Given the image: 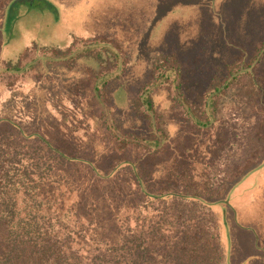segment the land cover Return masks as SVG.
I'll return each mask as SVG.
<instances>
[{
	"label": "trees",
	"instance_id": "16d2710c",
	"mask_svg": "<svg viewBox=\"0 0 264 264\" xmlns=\"http://www.w3.org/2000/svg\"><path fill=\"white\" fill-rule=\"evenodd\" d=\"M8 3L3 20L14 13V22L32 10L57 11L50 0ZM120 51L107 38L75 37L70 45L35 43L17 61L0 55V87L10 101L23 99L26 115L16 116L12 102L0 113V264H242L228 212L244 165L233 158L242 151L234 146L242 114L225 106L246 101L253 116L259 99L264 109V42L249 60L244 51L222 66L204 65L210 71L192 93L177 55H156L133 97L124 91L128 67ZM88 58L96 63L81 62ZM44 66L48 71L30 75ZM60 67L98 76L90 91L101 112L78 136L88 150L77 149L76 129L43 124L40 102L72 90L61 85L69 73ZM30 80L34 87L24 93L20 86ZM114 81L122 82L115 91ZM163 87L168 112L155 98ZM70 114L78 116H63Z\"/></svg>",
	"mask_w": 264,
	"mask_h": 264
},
{
	"label": "rangeland",
	"instance_id": "374dc122",
	"mask_svg": "<svg viewBox=\"0 0 264 264\" xmlns=\"http://www.w3.org/2000/svg\"><path fill=\"white\" fill-rule=\"evenodd\" d=\"M8 1L0 0V55L3 58L17 61L35 43L43 47L70 45L75 37L107 38L121 49V54L122 51L126 54L128 70L124 91L130 97L144 84L147 79L145 73H148L156 55H177L181 60L182 80L188 84L187 87H191L192 93L200 89L198 82L210 71L204 65L212 62L222 66L233 62L244 51L248 53L249 60L255 56L256 44L264 42V0H50L57 6L54 13L47 12V16H41L32 10L15 22L14 13H10L9 19L3 20L4 6L9 5H6ZM34 1L27 0L25 5L33 4ZM43 5L49 6L46 3ZM5 33L9 38L1 44ZM81 62H91L88 64L90 66L96 63L94 58L82 59ZM260 66L264 68V60ZM60 68L69 73L61 85L72 87V90L58 101L50 99L47 90H41L48 97L43 104L40 102L38 109L47 115L43 123L46 127L64 125L68 130L76 129L73 135L77 139H73V142L77 144L78 150H85L87 146L83 145L84 141L79 137L84 136V131L92 130V122L95 121L93 114L101 112L100 104L90 91V82L95 84L98 76L94 72H87V69L74 68L84 71L89 81L74 70ZM45 70L48 71L46 66L40 71H31L30 75L39 76ZM55 80V76L49 75L46 79ZM29 82L20 86L26 89L24 93H30L34 87L32 80ZM120 85L122 82L114 81V91ZM155 96L160 110H171V95L167 87L160 88ZM12 98L11 92H3L0 87V113L4 102H12L15 115L25 117L21 107L23 99L10 101ZM72 98L78 103H72ZM257 102L253 116L252 106L246 101L233 103L229 100L225 106L229 108V105H233L242 114L238 121L241 128L237 143L234 144L235 147H241L242 151L233 158L234 164L240 162L244 165L242 173L235 179L239 181H234L238 189L235 204L231 209L228 207L232 218L229 223L236 227L241 237L242 245L238 251L242 264H264V109L259 99ZM74 111L78 116L70 114L69 119L63 116ZM115 113L116 126H123L126 121L119 111ZM239 141L244 146H239Z\"/></svg>",
	"mask_w": 264,
	"mask_h": 264
}]
</instances>
